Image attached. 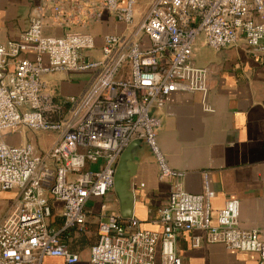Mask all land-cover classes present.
I'll return each instance as SVG.
<instances>
[{"label": "built area", "instance_id": "1", "mask_svg": "<svg viewBox=\"0 0 264 264\" xmlns=\"http://www.w3.org/2000/svg\"><path fill=\"white\" fill-rule=\"evenodd\" d=\"M134 5L135 0H45L32 8L16 41L0 44V136L19 129L58 134L47 151L29 141L0 140V191L17 192L0 220V264H78L80 255L70 247L74 235L88 230L87 205L113 191L116 163L135 141L149 148L157 180L170 181L154 220L159 231L141 229L134 218L105 216L96 224L89 264H181L177 242L186 233L192 248L219 244L255 254L257 264H264L262 234L240 228L238 200H227L213 224L214 193L207 180L201 194L184 190L185 173L164 158L157 142L160 120L151 114L173 92L200 93L202 110L212 112L209 68L194 64L195 44L202 40L219 51L243 41L253 56L264 57V0H153L137 24ZM47 10L51 26H85L109 14L132 27L134 39L125 43L121 35H103L100 58L92 60L87 52L95 49L94 36L44 35ZM138 37L146 39V48ZM70 72L95 75L89 88L64 107L54 101L43 77ZM53 202L61 206L57 217Z\"/></svg>", "mask_w": 264, "mask_h": 264}, {"label": "crops", "instance_id": "2", "mask_svg": "<svg viewBox=\"0 0 264 264\" xmlns=\"http://www.w3.org/2000/svg\"><path fill=\"white\" fill-rule=\"evenodd\" d=\"M118 1L124 3L126 0ZM152 1L135 0V24L142 20ZM44 3L45 0H0V44L16 41L28 27L32 8ZM62 8L69 9L67 1L62 3ZM49 12L47 10L44 35L60 36L67 31H76L94 36L95 49L87 52L92 60L100 58L103 35H121L125 43L134 39L133 28H126L109 14H103L101 19L91 20L85 26L74 22L51 26ZM137 40L143 48L147 47L144 37ZM193 62L197 67L209 68L207 103L212 112L202 110L200 93L169 94L163 107L151 111L161 124L157 133L158 145L169 166L185 173L182 186L187 193L201 194L204 179L207 180L214 193L211 201L213 224L216 212L225 202L236 199L240 228L257 229L264 240V57L253 56L243 41L215 51L200 40L193 50ZM94 75V72L55 73L45 75L43 81L54 101L63 105L79 98L91 85ZM28 134L19 129L0 136V140L11 145L33 142ZM50 136L44 151L58 139V134ZM37 147L40 148L38 144ZM132 156L136 170L130 181L133 194L130 209L123 210L114 191L103 199L91 200L86 210L88 228L94 223L92 219L95 223L108 215L122 219L124 211L138 220L141 229L159 231L154 220L167 198L170 181L157 180L155 161L145 144L135 143ZM90 168L94 169L96 165ZM13 201L3 210L0 208V220ZM52 205L54 216H59L60 204L53 202ZM101 206L104 209L101 210ZM190 240L188 233L178 239L177 255L181 264H257L255 254L229 251L219 244L192 248ZM89 247L87 253L78 252V264H89ZM77 249L75 247L73 251Z\"/></svg>", "mask_w": 264, "mask_h": 264}, {"label": "water", "instance_id": "3", "mask_svg": "<svg viewBox=\"0 0 264 264\" xmlns=\"http://www.w3.org/2000/svg\"><path fill=\"white\" fill-rule=\"evenodd\" d=\"M141 142H133L129 144L121 153L113 174V191L119 199L123 210H129L133 200V194L130 190L131 179L135 174L136 167L134 166L133 146ZM122 219L131 218L130 214L124 211L121 213Z\"/></svg>", "mask_w": 264, "mask_h": 264}, {"label": "rangeland", "instance_id": "4", "mask_svg": "<svg viewBox=\"0 0 264 264\" xmlns=\"http://www.w3.org/2000/svg\"><path fill=\"white\" fill-rule=\"evenodd\" d=\"M7 133H11V131L7 132ZM56 133H51V132H40V131H37V132H33V133H29L28 135L30 136L31 135V139H33V144L35 147H37V144L40 148H38L39 150H42L44 151V147H46V145L50 142V139H51V136L50 135H54ZM35 142V143H34ZM96 168H97V165H96ZM15 194V195H10V194ZM17 192L15 190H12V191H5V192H1L0 191V208L3 210L4 208H6L15 198ZM92 221L94 223H91L88 230H87V233H86V236H87V240H88V246L92 245L95 240H96V235H95V231H96V224L95 223L96 221L92 219ZM74 237L76 239H73L74 241H72V244H74V246L78 249L79 247L81 246V241H80V237H78L77 235H74ZM87 246V247H88ZM87 247H85L84 249H82V251H85V253H87ZM48 263H55V260H48Z\"/></svg>", "mask_w": 264, "mask_h": 264}, {"label": "trees", "instance_id": "5", "mask_svg": "<svg viewBox=\"0 0 264 264\" xmlns=\"http://www.w3.org/2000/svg\"><path fill=\"white\" fill-rule=\"evenodd\" d=\"M68 102L63 104L65 107H68ZM87 233V232H86ZM86 233L85 234H78L77 236L80 237V241H81V246L79 247V249L75 250V252H81L82 249H84L85 247L88 246V238L86 236ZM76 239V238H75ZM74 241V240H73ZM75 242V241H74ZM71 250H74L75 249V246L74 244L71 243V247H70Z\"/></svg>", "mask_w": 264, "mask_h": 264}]
</instances>
